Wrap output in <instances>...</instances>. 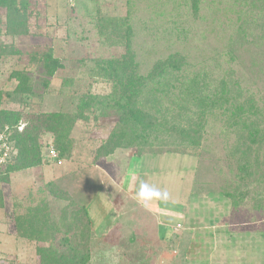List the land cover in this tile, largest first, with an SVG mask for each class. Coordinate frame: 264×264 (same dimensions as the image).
<instances>
[{
	"label": "rangeland",
	"instance_id": "374dc122",
	"mask_svg": "<svg viewBox=\"0 0 264 264\" xmlns=\"http://www.w3.org/2000/svg\"><path fill=\"white\" fill-rule=\"evenodd\" d=\"M25 2L27 34L6 33L1 12V41L21 54L0 58V91L14 93L15 72H26L34 90L22 104L5 98L2 107L32 115L62 113L76 121L69 159L57 164L50 158L53 136L46 135L44 164L0 183V264H41L37 247L48 244L21 237L16 217L43 204L59 215L66 202L55 198L57 190L89 212V264H264V202L257 208L252 200L262 192L257 181L264 175V139L243 140L228 115L207 116L200 147L179 148L160 124L151 148L118 149L97 159L118 121L109 108L116 80L109 69L127 54L140 76L179 55L187 79L225 81L233 94L252 96L264 107V0H18V5ZM49 50L63 64L51 78L39 57L31 58ZM88 100L92 105L85 110ZM242 149L248 156L237 152ZM141 180L167 189L169 200L148 208L137 203ZM243 183L239 195L246 198L234 207L220 192ZM64 237L55 235L52 244L63 250Z\"/></svg>",
	"mask_w": 264,
	"mask_h": 264
},
{
	"label": "trees",
	"instance_id": "16d2710c",
	"mask_svg": "<svg viewBox=\"0 0 264 264\" xmlns=\"http://www.w3.org/2000/svg\"><path fill=\"white\" fill-rule=\"evenodd\" d=\"M2 11L6 15V33L27 34L30 20L28 5L26 2L18 5V0H0V58L8 54L20 55V50L1 41ZM31 58L32 61L38 59L49 78L63 67L52 50L32 54ZM115 64L112 63L109 69L116 79L112 99H109L114 101V105L109 108L115 110L118 121L98 149V160L113 155L118 149L136 146L141 150L152 146L150 141L160 124L169 137L178 139L176 145L179 148L200 147L201 128L207 116L215 111L230 117L228 120L234 124L235 132L243 140L248 139L257 144L259 138L264 139V127L261 126L264 123V107L257 106L252 96L244 97L238 91L233 94L225 81L212 85L199 75L187 79L181 72L186 65L181 56L175 55L158 62L147 76L137 73L131 54L125 55L116 66ZM12 77L18 82L14 93L4 94L0 91V130L6 127L9 129L15 156L14 161L0 172L2 184L8 183L14 173L35 169L44 164L43 137L46 135L53 136L52 146L57 154L53 161L59 164L69 159L72 153L70 132L76 121L67 119L62 113L32 115L25 114L22 110L4 109L2 106L5 98L22 104L21 100L25 96L33 94L34 88L26 72H15ZM91 105V100L83 102L85 110ZM159 113L161 116L157 117ZM23 123L25 125L22 126ZM175 142L172 141L171 144ZM237 152L248 156L244 149ZM242 169L249 180L252 177L247 170L249 165L245 163ZM257 182L262 192L257 194V191L252 200L257 208H262L263 174L261 181ZM246 186L245 183L236 184L232 190L225 187L220 194L237 207L246 198L243 194L239 195ZM53 194L57 200L66 202L59 215L51 212L47 204L28 209L24 215L16 217L19 235L30 241L48 244L37 247L41 264H89L92 232L87 208L76 205L67 192L57 190ZM3 200L0 190V208L4 207ZM60 234L65 235L60 239L63 250L52 244L54 236Z\"/></svg>",
	"mask_w": 264,
	"mask_h": 264
},
{
	"label": "clouds",
	"instance_id": "9594fccd",
	"mask_svg": "<svg viewBox=\"0 0 264 264\" xmlns=\"http://www.w3.org/2000/svg\"><path fill=\"white\" fill-rule=\"evenodd\" d=\"M137 203L145 208L151 206L155 201L167 202L170 198V193L167 189L161 190L154 184L149 183L147 180H141L138 189L135 192Z\"/></svg>",
	"mask_w": 264,
	"mask_h": 264
},
{
	"label": "built area",
	"instance_id": "2783aa9c",
	"mask_svg": "<svg viewBox=\"0 0 264 264\" xmlns=\"http://www.w3.org/2000/svg\"><path fill=\"white\" fill-rule=\"evenodd\" d=\"M19 130H21V128H19ZM49 154L52 160L57 158L56 151L53 147L50 149ZM14 158V150L10 141L9 129L6 127L0 130V172L12 163Z\"/></svg>",
	"mask_w": 264,
	"mask_h": 264
},
{
	"label": "crops",
	"instance_id": "0c3cea01",
	"mask_svg": "<svg viewBox=\"0 0 264 264\" xmlns=\"http://www.w3.org/2000/svg\"><path fill=\"white\" fill-rule=\"evenodd\" d=\"M178 226H179V228H182L183 225H177V227H178ZM183 229H184V227H183ZM163 237L165 238L166 236H163Z\"/></svg>",
	"mask_w": 264,
	"mask_h": 264
}]
</instances>
